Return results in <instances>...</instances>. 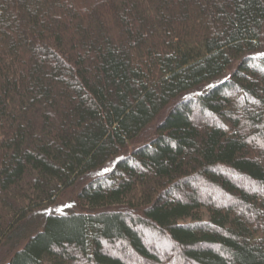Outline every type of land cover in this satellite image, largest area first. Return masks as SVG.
<instances>
[{"label": "trees", "instance_id": "trees-1", "mask_svg": "<svg viewBox=\"0 0 264 264\" xmlns=\"http://www.w3.org/2000/svg\"><path fill=\"white\" fill-rule=\"evenodd\" d=\"M2 251L264 264V0H0Z\"/></svg>", "mask_w": 264, "mask_h": 264}, {"label": "rangeland", "instance_id": "rangeland-1", "mask_svg": "<svg viewBox=\"0 0 264 264\" xmlns=\"http://www.w3.org/2000/svg\"><path fill=\"white\" fill-rule=\"evenodd\" d=\"M113 164H110L108 167H106V169L110 168ZM105 169V170H106ZM100 172L102 171H98L93 173L92 175H96V174H101ZM80 207L77 205V202L73 196V194H66L56 205L52 206L51 208H49L50 212H66L69 211L71 209H79ZM5 255V251H2L0 253V257H3Z\"/></svg>", "mask_w": 264, "mask_h": 264}]
</instances>
